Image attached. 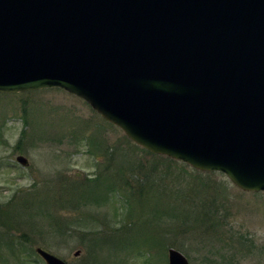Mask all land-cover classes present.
Masks as SVG:
<instances>
[{
	"label": "water",
	"instance_id": "95a60500",
	"mask_svg": "<svg viewBox=\"0 0 264 264\" xmlns=\"http://www.w3.org/2000/svg\"><path fill=\"white\" fill-rule=\"evenodd\" d=\"M45 89L154 155L264 192V0H0V94Z\"/></svg>",
	"mask_w": 264,
	"mask_h": 264
},
{
	"label": "rangeland",
	"instance_id": "374dc122",
	"mask_svg": "<svg viewBox=\"0 0 264 264\" xmlns=\"http://www.w3.org/2000/svg\"><path fill=\"white\" fill-rule=\"evenodd\" d=\"M11 199L28 264H44L39 247L66 264H168L169 249L188 264H264V192L154 155L57 89L0 94V204Z\"/></svg>",
	"mask_w": 264,
	"mask_h": 264
},
{
	"label": "trees",
	"instance_id": "16d2710c",
	"mask_svg": "<svg viewBox=\"0 0 264 264\" xmlns=\"http://www.w3.org/2000/svg\"><path fill=\"white\" fill-rule=\"evenodd\" d=\"M12 202L13 200L11 199L7 201L6 204L5 203L0 204V229H2L0 232V254L1 253L5 254V259H7L6 258L7 255H10L12 258L15 257L14 259L17 260V262L21 261L20 264H28L29 262H31L30 260H27V259L23 260L22 258H19L20 254L18 255V252H19L18 246L20 245L19 244L17 245L13 237H11L12 236L11 233L14 232L13 230L17 229L15 225L13 224V218L16 219V216L12 215V213L10 214V212L8 211L9 209L8 205H10V203ZM60 232L62 233L63 231L60 230ZM20 237L24 238V235ZM30 254L32 255V257H37V255L35 254L33 250H31ZM0 258H3V257H1L0 255Z\"/></svg>",
	"mask_w": 264,
	"mask_h": 264
}]
</instances>
